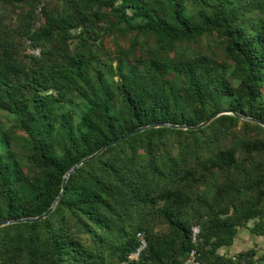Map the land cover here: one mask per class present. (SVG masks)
I'll list each match as a JSON object with an SVG mask.
<instances>
[{
  "label": "trees",
  "instance_id": "16d2710c",
  "mask_svg": "<svg viewBox=\"0 0 264 264\" xmlns=\"http://www.w3.org/2000/svg\"><path fill=\"white\" fill-rule=\"evenodd\" d=\"M220 109L264 122V0H0V221L43 213L76 162L131 129ZM249 221L264 235V128L222 114L83 162L47 217L0 226V264H122L140 231L125 264H185L191 248L264 264V250L220 253Z\"/></svg>",
  "mask_w": 264,
  "mask_h": 264
},
{
  "label": "water",
  "instance_id": "95a60500",
  "mask_svg": "<svg viewBox=\"0 0 264 264\" xmlns=\"http://www.w3.org/2000/svg\"><path fill=\"white\" fill-rule=\"evenodd\" d=\"M222 114H232L235 115L241 119L244 120H248V121H252V122H256L258 124H260L263 128H264V122L258 118H253V117H247L245 115L236 113L235 111L231 110V109H220L218 111H215L214 113L210 114L206 119H204L203 121H201L200 123L196 124V125H187V124H171V123H166V122H156V123H150L148 125H144V126H139L136 127L134 129H131L130 131H128L127 133H125L124 135L117 137L115 139H112L110 141H108L107 143L103 144L100 148H98L95 152H93L92 154L80 159L78 162H76L63 176L62 182H61V189L59 194L57 195V197L54 199V201L51 203V205L41 214L34 216V217H21V218H16V219H6V220H2L0 221V226L9 224V223H15V222H36L39 221L45 217H47L49 215V213L52 211L54 204L56 203V201L59 199L60 195L63 193L64 189H65V184H66V180L67 177L69 176L70 173H72L73 171L76 170V168L81 165L83 162L90 160L94 157H96L98 154H100L104 149H106L107 147L114 145L116 143H119L125 139H127L129 136H131L132 134H135L137 132H140L142 130H145L149 127H159V126H167V127H171V128H180V129H198V128H202L204 126H206L210 121H212L213 119H215L216 117L222 115Z\"/></svg>",
  "mask_w": 264,
  "mask_h": 264
},
{
  "label": "rangeland",
  "instance_id": "374dc122",
  "mask_svg": "<svg viewBox=\"0 0 264 264\" xmlns=\"http://www.w3.org/2000/svg\"><path fill=\"white\" fill-rule=\"evenodd\" d=\"M196 8L195 4L191 1L187 3L186 11L191 13ZM70 99L63 104L64 108H68L69 106L75 107L77 113L79 114L83 109V102L78 97H69ZM10 120L9 114L0 111V127L6 126L8 121ZM252 225V221L247 223L246 227H240L238 229L237 235L233 240L231 246L224 248L220 251H225L227 253H232L234 251L240 249H248V248H255L258 253H262L264 250V235H255L250 232L249 227ZM239 248V249H238Z\"/></svg>",
  "mask_w": 264,
  "mask_h": 264
},
{
  "label": "built area",
  "instance_id": "2783aa9c",
  "mask_svg": "<svg viewBox=\"0 0 264 264\" xmlns=\"http://www.w3.org/2000/svg\"><path fill=\"white\" fill-rule=\"evenodd\" d=\"M29 52L31 54H35L38 55L39 54V49L38 48H33L30 49ZM199 234H200V227L199 225H192L190 227V239L191 242L193 244H195L198 239H199ZM136 240H137V246L135 247L134 250H132L131 252H129L124 260V262H122V264H125L126 262L129 261H136L141 253L145 250V248L147 247V239L145 237V234L140 231L136 233ZM224 251H220V253L222 254ZM198 253L196 251L195 248H191L188 253H187V257L185 260V264H203L199 257H198Z\"/></svg>",
  "mask_w": 264,
  "mask_h": 264
},
{
  "label": "crops",
  "instance_id": "0c3cea01",
  "mask_svg": "<svg viewBox=\"0 0 264 264\" xmlns=\"http://www.w3.org/2000/svg\"><path fill=\"white\" fill-rule=\"evenodd\" d=\"M239 249V248H238ZM240 250H244V249H240ZM240 250H237V251H240ZM237 251H234V252H237ZM233 253V252H232Z\"/></svg>",
  "mask_w": 264,
  "mask_h": 264
}]
</instances>
